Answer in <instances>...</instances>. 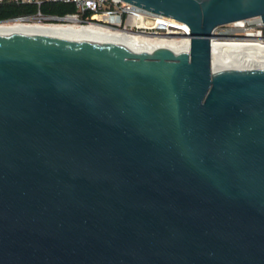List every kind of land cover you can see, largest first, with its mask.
I'll use <instances>...</instances> for the list:
<instances>
[{
  "label": "water",
  "instance_id": "95a60500",
  "mask_svg": "<svg viewBox=\"0 0 264 264\" xmlns=\"http://www.w3.org/2000/svg\"><path fill=\"white\" fill-rule=\"evenodd\" d=\"M122 1L189 49L0 34V264H264V66L210 42L264 0Z\"/></svg>",
  "mask_w": 264,
  "mask_h": 264
},
{
  "label": "built area",
  "instance_id": "2783aa9c",
  "mask_svg": "<svg viewBox=\"0 0 264 264\" xmlns=\"http://www.w3.org/2000/svg\"><path fill=\"white\" fill-rule=\"evenodd\" d=\"M1 2L31 4L37 8L44 2L71 4L74 7L72 13L63 16H42L38 11L33 18L45 24L70 25L107 33L145 36L152 41L157 38L164 39L169 43H180L187 50L189 49V28L185 23L154 14L122 0H0ZM19 19L28 21L31 18ZM230 25L233 28L228 30H221L223 26L215 28L213 37L218 40L227 39L229 35L235 34L233 29H237L243 34L232 36L237 41L247 42L251 38H257L264 44V23L259 18H251Z\"/></svg>",
  "mask_w": 264,
  "mask_h": 264
},
{
  "label": "bare ground",
  "instance_id": "6f19581e",
  "mask_svg": "<svg viewBox=\"0 0 264 264\" xmlns=\"http://www.w3.org/2000/svg\"><path fill=\"white\" fill-rule=\"evenodd\" d=\"M0 34L38 35L90 41L107 39L123 42L132 50L143 49L150 51L159 47L168 48L173 52L182 49L187 50L180 43H169L164 39L157 38L152 41L145 36L107 33L97 29L76 28L70 25L31 23L26 20L0 23ZM228 40L215 39L212 33L210 40L212 70L264 66V44L258 41L257 38H251L247 42L230 39L232 43L226 44Z\"/></svg>",
  "mask_w": 264,
  "mask_h": 264
},
{
  "label": "trees",
  "instance_id": "16d2710c",
  "mask_svg": "<svg viewBox=\"0 0 264 264\" xmlns=\"http://www.w3.org/2000/svg\"><path fill=\"white\" fill-rule=\"evenodd\" d=\"M38 11L42 16H63L74 12V7L71 4L60 2H44L39 6V8L31 4L1 2L0 23L15 18H33Z\"/></svg>",
  "mask_w": 264,
  "mask_h": 264
},
{
  "label": "rangeland",
  "instance_id": "374dc122",
  "mask_svg": "<svg viewBox=\"0 0 264 264\" xmlns=\"http://www.w3.org/2000/svg\"><path fill=\"white\" fill-rule=\"evenodd\" d=\"M28 22H31V23H32V22H37V23H38L39 21H38V19L31 18V19L28 20ZM39 23H41V24H45V22H39ZM231 28H233V27H231V25L229 24V25H224L223 28H222L221 30H228V29H231ZM233 32H235V34H232V35H229V36H228L230 39H231L232 36H234V35H238V36L243 35V34L241 33V31H239V30H237V29H233ZM228 37H227V39H229ZM230 39L226 42V44H228V43H232V40H230ZM232 39L234 40V37H233ZM222 40H225V39H222ZM222 40H221V41H222Z\"/></svg>",
  "mask_w": 264,
  "mask_h": 264
},
{
  "label": "flooded vegetation",
  "instance_id": "af4514ba",
  "mask_svg": "<svg viewBox=\"0 0 264 264\" xmlns=\"http://www.w3.org/2000/svg\"><path fill=\"white\" fill-rule=\"evenodd\" d=\"M264 41V40H263Z\"/></svg>",
  "mask_w": 264,
  "mask_h": 264
}]
</instances>
